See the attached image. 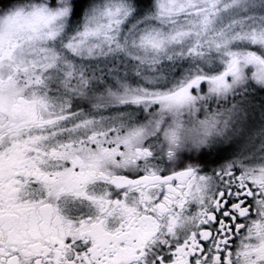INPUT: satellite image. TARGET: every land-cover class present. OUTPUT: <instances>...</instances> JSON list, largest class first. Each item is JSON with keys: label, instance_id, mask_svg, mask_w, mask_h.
<instances>
[{"label": "snow or ice", "instance_id": "obj_1", "mask_svg": "<svg viewBox=\"0 0 264 264\" xmlns=\"http://www.w3.org/2000/svg\"><path fill=\"white\" fill-rule=\"evenodd\" d=\"M0 264H264V0H0Z\"/></svg>", "mask_w": 264, "mask_h": 264}]
</instances>
